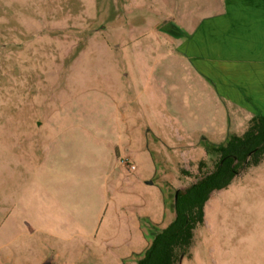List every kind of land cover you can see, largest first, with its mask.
Wrapping results in <instances>:
<instances>
[{
  "label": "rangeland",
  "instance_id": "1",
  "mask_svg": "<svg viewBox=\"0 0 264 264\" xmlns=\"http://www.w3.org/2000/svg\"><path fill=\"white\" fill-rule=\"evenodd\" d=\"M172 2L0 0V264H138L228 141L199 132L217 113L176 22L152 31ZM182 264H264V161L213 194Z\"/></svg>",
  "mask_w": 264,
  "mask_h": 264
},
{
  "label": "crops",
  "instance_id": "2",
  "mask_svg": "<svg viewBox=\"0 0 264 264\" xmlns=\"http://www.w3.org/2000/svg\"><path fill=\"white\" fill-rule=\"evenodd\" d=\"M165 9L168 16L152 31L176 22L182 35L177 52L213 94L196 100L217 113L216 118L199 115L196 120L212 123L213 133L203 127L199 132L213 138L242 136L254 117L264 116V0H176ZM125 161L120 160L123 167Z\"/></svg>",
  "mask_w": 264,
  "mask_h": 264
},
{
  "label": "trees",
  "instance_id": "3",
  "mask_svg": "<svg viewBox=\"0 0 264 264\" xmlns=\"http://www.w3.org/2000/svg\"><path fill=\"white\" fill-rule=\"evenodd\" d=\"M206 158L198 167L202 177L185 190L174 191L175 218L154 235L138 264H180L190 253L211 196L229 188L247 168L263 163L264 116L254 117L242 136L231 135L225 144L208 148ZM208 162L214 164L211 172L206 171Z\"/></svg>",
  "mask_w": 264,
  "mask_h": 264
},
{
  "label": "water",
  "instance_id": "4",
  "mask_svg": "<svg viewBox=\"0 0 264 264\" xmlns=\"http://www.w3.org/2000/svg\"><path fill=\"white\" fill-rule=\"evenodd\" d=\"M251 155L249 157H251ZM182 263H183V257L180 260V264ZM40 264H61V263L58 261L55 255H48Z\"/></svg>",
  "mask_w": 264,
  "mask_h": 264
},
{
  "label": "built area",
  "instance_id": "5",
  "mask_svg": "<svg viewBox=\"0 0 264 264\" xmlns=\"http://www.w3.org/2000/svg\"><path fill=\"white\" fill-rule=\"evenodd\" d=\"M125 165H126V167H128V169L135 170V167L134 166H130L128 161H125Z\"/></svg>",
  "mask_w": 264,
  "mask_h": 264
}]
</instances>
